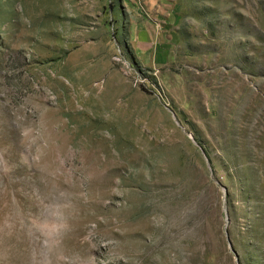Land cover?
<instances>
[{"label": "rangeland", "instance_id": "374dc122", "mask_svg": "<svg viewBox=\"0 0 264 264\" xmlns=\"http://www.w3.org/2000/svg\"><path fill=\"white\" fill-rule=\"evenodd\" d=\"M0 264H264V0H0Z\"/></svg>", "mask_w": 264, "mask_h": 264}, {"label": "water", "instance_id": "95a60500", "mask_svg": "<svg viewBox=\"0 0 264 264\" xmlns=\"http://www.w3.org/2000/svg\"><path fill=\"white\" fill-rule=\"evenodd\" d=\"M228 245L230 246V243H229V241H228Z\"/></svg>", "mask_w": 264, "mask_h": 264}]
</instances>
